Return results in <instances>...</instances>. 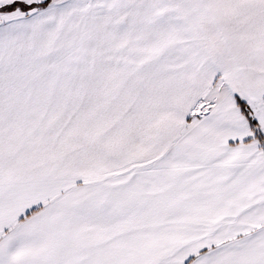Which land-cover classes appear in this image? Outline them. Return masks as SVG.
<instances>
[{"label":"snow or ice","instance_id":"snow-or-ice-1","mask_svg":"<svg viewBox=\"0 0 264 264\" xmlns=\"http://www.w3.org/2000/svg\"><path fill=\"white\" fill-rule=\"evenodd\" d=\"M0 264H264V0H0Z\"/></svg>","mask_w":264,"mask_h":264}]
</instances>
